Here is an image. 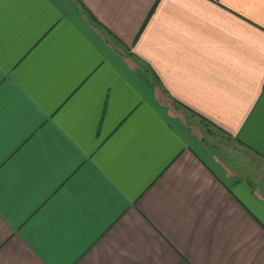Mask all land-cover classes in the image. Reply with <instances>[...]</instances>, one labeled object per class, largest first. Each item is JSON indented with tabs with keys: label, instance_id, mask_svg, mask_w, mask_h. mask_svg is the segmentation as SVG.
<instances>
[{
	"label": "crops",
	"instance_id": "0c3cea01",
	"mask_svg": "<svg viewBox=\"0 0 264 264\" xmlns=\"http://www.w3.org/2000/svg\"><path fill=\"white\" fill-rule=\"evenodd\" d=\"M0 264H264V0H0Z\"/></svg>",
	"mask_w": 264,
	"mask_h": 264
}]
</instances>
